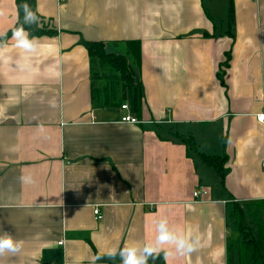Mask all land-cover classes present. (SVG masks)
<instances>
[{"label": "crops", "instance_id": "1", "mask_svg": "<svg viewBox=\"0 0 264 264\" xmlns=\"http://www.w3.org/2000/svg\"><path fill=\"white\" fill-rule=\"evenodd\" d=\"M35 7L54 33L37 37L32 54L12 42L0 51V234L24 242L0 264H43L58 249L64 264H90L106 247L152 239L161 216L201 237L197 251L167 264H238L230 216L264 208V0ZM0 8V31L10 32L17 0ZM134 41L140 61H127L143 86L140 113L121 74L84 46L125 55ZM127 114L138 123H123ZM201 156L227 158L223 177ZM23 173L37 183L22 185ZM199 189L207 194L196 199Z\"/></svg>", "mask_w": 264, "mask_h": 264}, {"label": "clouds", "instance_id": "2", "mask_svg": "<svg viewBox=\"0 0 264 264\" xmlns=\"http://www.w3.org/2000/svg\"><path fill=\"white\" fill-rule=\"evenodd\" d=\"M20 10L23 11V19L20 21ZM39 8L33 7L24 2L17 8V26L11 29V36L7 31H0V51L8 47L12 42L14 47L24 54L35 53L39 47L38 38L32 34L30 29L33 25L40 26ZM5 15V10L0 8V17ZM23 70L26 65L19 64ZM55 107V102L52 103ZM22 185L31 186L37 183V178L32 173H23L19 177ZM6 206V205H5ZM154 236L152 239L139 242L125 243L117 249L106 247L103 251L97 252L91 257L90 264H98L100 261L119 260L120 264H149V261H156L163 257L165 264L170 256L188 255L199 249L201 237L198 234H188L183 228L169 222L167 216H161L154 220ZM23 240L16 239L11 233L0 234V256L5 254H17L23 248Z\"/></svg>", "mask_w": 264, "mask_h": 264}, {"label": "trees", "instance_id": "3", "mask_svg": "<svg viewBox=\"0 0 264 264\" xmlns=\"http://www.w3.org/2000/svg\"><path fill=\"white\" fill-rule=\"evenodd\" d=\"M24 2L29 3L34 10L36 9L35 0H17V6ZM22 19L23 11L20 10L21 22ZM48 26L49 23L44 22L40 16V26L33 25L30 31L36 37L54 33ZM8 35L11 36V31L8 32ZM84 46L93 61H102L109 69H114L121 74L129 92L131 108L135 113H140L143 86L134 76L132 67L127 61L129 57L132 63H139L140 42H129V48L125 55L106 53L102 42H84ZM201 159L204 164L214 167L218 175L223 177V164L227 162V158L201 156ZM255 208L253 209L251 206H247L245 209L236 207L229 219L232 227L240 233L242 239L237 245L238 264H264V208ZM43 264H64L62 250H46L43 253Z\"/></svg>", "mask_w": 264, "mask_h": 264}, {"label": "built area", "instance_id": "4", "mask_svg": "<svg viewBox=\"0 0 264 264\" xmlns=\"http://www.w3.org/2000/svg\"><path fill=\"white\" fill-rule=\"evenodd\" d=\"M122 109H123V110H129V106H128V105H123V106H122ZM258 120H259L261 123H264V113L261 114V115L258 117ZM121 121H122L123 123H138V121H137L135 118H133L131 115H129V114H127V115H125L124 117H122ZM263 168H264V163H263ZM206 194H207V191H206L205 189H199V190L195 191V193H194V198L199 199V198H201L203 195H206ZM94 213H95V216H97V219H101V218H102V216L100 215V211H99L98 209H96V210L94 211ZM63 244H64L63 241H61V242L58 243L59 247H62Z\"/></svg>", "mask_w": 264, "mask_h": 264}, {"label": "rangeland", "instance_id": "5", "mask_svg": "<svg viewBox=\"0 0 264 264\" xmlns=\"http://www.w3.org/2000/svg\"><path fill=\"white\" fill-rule=\"evenodd\" d=\"M50 23H52L51 21H49ZM120 52L121 54H125L126 53V49L125 48H120V49H117L116 52ZM260 213V211H258Z\"/></svg>", "mask_w": 264, "mask_h": 264}]
</instances>
